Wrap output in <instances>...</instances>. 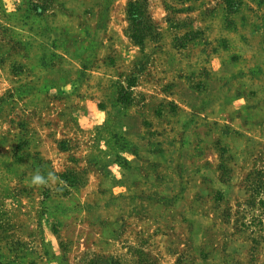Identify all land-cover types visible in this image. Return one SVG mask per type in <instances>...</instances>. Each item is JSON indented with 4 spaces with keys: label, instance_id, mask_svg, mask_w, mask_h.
I'll use <instances>...</instances> for the list:
<instances>
[{
    "label": "rangeland",
    "instance_id": "obj_1",
    "mask_svg": "<svg viewBox=\"0 0 264 264\" xmlns=\"http://www.w3.org/2000/svg\"><path fill=\"white\" fill-rule=\"evenodd\" d=\"M88 140L192 189L134 192L125 255L65 202ZM0 264H264V0H0Z\"/></svg>",
    "mask_w": 264,
    "mask_h": 264
},
{
    "label": "crops",
    "instance_id": "obj_2",
    "mask_svg": "<svg viewBox=\"0 0 264 264\" xmlns=\"http://www.w3.org/2000/svg\"><path fill=\"white\" fill-rule=\"evenodd\" d=\"M82 147L86 148L88 152L87 155L82 154L81 156V159L86 162L85 170L81 169L82 174L78 183L66 184L73 189L66 197L65 202L71 209L82 211L87 220L85 223H89L90 227H98L96 224H100L101 221L104 223V226H101V230L93 239L94 252L102 253L103 249V253L109 254L117 251L125 255V252L132 247L131 245L128 246V244L136 243L134 245L138 248L141 246L140 243L153 236V234L158 233L159 229L156 222L153 218H148L144 222L137 221L132 223L135 233L130 236L125 235L126 221L118 218V215L133 208L131 202L134 199L131 195L134 192L142 194V198L139 200L146 205L148 203L151 205L153 201H150L147 197L150 194L155 195V197H161L181 192L178 202L180 206H183L190 199L187 197L188 192L192 190L191 188H175L177 186L169 185V183L154 187L151 180L152 175L144 167L146 159H142L134 153L125 154L128 160V167L121 165L116 161V158L109 161L105 167H101V164L97 165L98 160H94L95 147L93 141L84 142ZM65 152L68 165L71 164L77 167L74 159L79 160L78 151L69 150ZM71 152L73 153L72 155L70 154ZM58 182L60 186L64 185L61 179ZM147 221H149L148 224ZM137 248L135 249L137 250ZM140 250L148 251L150 254L156 253V247L150 243L146 247H141Z\"/></svg>",
    "mask_w": 264,
    "mask_h": 264
},
{
    "label": "trees",
    "instance_id": "obj_3",
    "mask_svg": "<svg viewBox=\"0 0 264 264\" xmlns=\"http://www.w3.org/2000/svg\"><path fill=\"white\" fill-rule=\"evenodd\" d=\"M130 85H131V86H134L135 84H134V82H130ZM120 101L123 102V103L126 102V99H124L123 94H121V96H120Z\"/></svg>",
    "mask_w": 264,
    "mask_h": 264
},
{
    "label": "clouds",
    "instance_id": "obj_4",
    "mask_svg": "<svg viewBox=\"0 0 264 264\" xmlns=\"http://www.w3.org/2000/svg\"><path fill=\"white\" fill-rule=\"evenodd\" d=\"M36 179L39 181L40 180V177H36Z\"/></svg>",
    "mask_w": 264,
    "mask_h": 264
}]
</instances>
